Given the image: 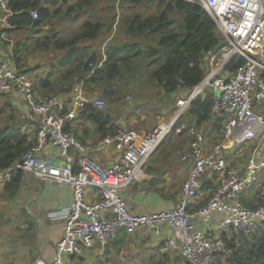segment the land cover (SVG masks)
I'll return each instance as SVG.
<instances>
[{
    "label": "built area",
    "instance_id": "obj_1",
    "mask_svg": "<svg viewBox=\"0 0 264 264\" xmlns=\"http://www.w3.org/2000/svg\"><path fill=\"white\" fill-rule=\"evenodd\" d=\"M183 1L204 9L222 44L216 51L206 53L204 80L177 100L178 112L169 124H160L144 135L118 130L114 137L99 142L112 147L117 155L107 167L88 157L87 148L64 131L66 126L76 122L85 105L92 104L97 110L104 108L98 95H86L78 86L68 105H65L66 98L53 94L39 97L31 80L13 63H0V94L16 90L37 130L34 147L20 162L0 172V186L10 179L12 172L24 171L43 182L66 186L72 191L69 216L53 257L50 261L37 260L33 264H67L72 257L95 247L102 255L105 246L112 244L119 232H152L159 225L170 230L161 252L176 246L185 264H214L215 256L225 250L222 235L234 232L248 237L264 228V200L253 209H247L242 203L243 197L255 189L264 174V160L258 155V148L251 151L243 168L229 166L223 157V151L229 147H245L264 139V117L254 110V106L264 102V80L259 78L260 72H264V0ZM0 11L6 13V17L11 15L8 0H0ZM30 17L36 20L37 13L31 12ZM236 57L243 59V65L232 73H223V68ZM205 89L214 97L210 114L224 118L220 142L206 144L202 133L193 125L189 127L187 133L192 139L181 162L190 163L191 169L177 204L162 212L129 213L123 192L139 179L141 167L163 145L170 130L176 129L178 119ZM46 146L59 151L63 159L60 165L38 159ZM74 155H78V159ZM206 175H215L216 183L206 204L196 207L201 179ZM92 192H96V200L89 202L87 194ZM262 195L264 198V192ZM213 214L221 215L222 219L210 227ZM194 221L203 225L202 229L197 228Z\"/></svg>",
    "mask_w": 264,
    "mask_h": 264
},
{
    "label": "trees",
    "instance_id": "obj_2",
    "mask_svg": "<svg viewBox=\"0 0 264 264\" xmlns=\"http://www.w3.org/2000/svg\"><path fill=\"white\" fill-rule=\"evenodd\" d=\"M121 1V5L125 3L129 9L144 6V12H131L117 18L114 6H101L104 3L114 4L115 0H61L58 1L60 4L53 1L48 6H43L39 0H8L11 15L7 19V25L14 31H28L31 35L15 45L12 56H9L11 63L27 76L35 70L23 62L22 58L27 56L23 55L24 52L40 53L51 58L57 53L62 55L61 59L50 67L44 79L34 77L31 82L39 97L53 94L61 99L66 98L65 105L70 103V97L78 86L86 95H98L109 105L114 104L113 97L120 90L115 86V82L124 72L135 79V76L138 77L147 71L148 80L158 86L163 91V97L167 99L173 98L179 90H192L198 86L207 73L204 61L206 53L216 51L222 44L213 21L204 9L188 5L183 0ZM105 8L109 9L108 17L102 19L99 12ZM31 12L37 13L36 20L30 18ZM88 16L91 19H88ZM81 17L87 18L78 26L75 25L76 27L71 29L66 26L70 20ZM54 19L66 21L61 23L58 32L51 24ZM101 40L104 42L103 53L94 48L96 42ZM243 63V59L236 57L223 68V73H232ZM259 78L264 80V72H260ZM213 99V95L205 91L197 96L181 116L182 120L187 119V128H176L180 129L176 136V129L173 130L158 150L162 152L164 160L176 165L178 162L180 166L176 169H191L190 163L181 162V156L188 152L187 144L192 137L187 132L192 125L199 131L203 125L211 123L214 117L219 118L213 122L204 140L206 144L220 142L223 116L210 114ZM255 108L256 106L254 110ZM111 114L109 106L104 110H97L92 104H87L78 114L76 121H80V124L74 126L72 123L66 126L64 131L72 134L82 146L84 139L90 134H94L99 142L106 137L112 138L120 129L111 123ZM3 118L14 121L12 114ZM85 123L93 128L89 134L85 129L78 131L80 125ZM36 133V127L31 122L26 123L24 129L21 123L2 129L0 172L22 160L34 147ZM184 135L187 143L181 140ZM22 176L21 171H14L10 179L0 186V202L9 201L16 195ZM263 185L264 182L260 180V189ZM262 193L255 189L247 194L242 199L243 205L247 209H253L262 204ZM15 209L14 216L10 211ZM11 210L0 206V264H17L18 260L26 255L31 257L32 254L33 227L22 209L13 207ZM5 213L9 214L7 220ZM127 234L126 231L119 232L110 245L119 250L127 240ZM221 240L225 250L223 254L215 256L214 264H264V228L258 229L248 237L234 232L222 235ZM106 253L102 254L103 257ZM166 253L168 252L161 255L155 249L144 250L139 256H134V264H185L179 254L167 256ZM34 259L35 257L28 260L32 262ZM96 264L107 262L101 260Z\"/></svg>",
    "mask_w": 264,
    "mask_h": 264
},
{
    "label": "crops",
    "instance_id": "obj_3",
    "mask_svg": "<svg viewBox=\"0 0 264 264\" xmlns=\"http://www.w3.org/2000/svg\"><path fill=\"white\" fill-rule=\"evenodd\" d=\"M53 1L58 2L61 0H39L43 6H48L49 3ZM7 19L8 17L5 15L3 16L0 12V39L4 41L1 42L0 40V57L6 58L3 60V63L5 64L11 62L9 56H12L15 45L23 39L20 35L21 31H14L7 25ZM7 32L9 40H7L5 35ZM6 41L11 43L12 47L9 46ZM30 74L32 75H30V77L28 76L29 74L27 75L30 80L34 77L44 79L48 75V72L34 71ZM188 91L179 90L174 96H177V99L183 98L187 95ZM0 111V132L5 127L17 123L23 124V129L25 128L26 123H32V118L26 110L24 101L16 90L0 94ZM10 114H12L13 122L7 121V119L3 118ZM112 115L113 114H111V123L117 127L119 124H123V122H115ZM218 119L214 117V120L211 121V123L203 125L198 132H201L205 138L206 134L209 133L213 122ZM77 124H80V121H76L74 126ZM82 129L88 131V134L93 130V128L86 123L81 124L78 131L81 132ZM138 134L144 133L142 132ZM84 147L87 148V156L103 167L109 166L117 158L113 148L100 145L94 134H90L84 139ZM158 150L159 148L141 167L138 177L139 179L128 186L122 194L127 211L133 215L162 212L173 208L177 204L182 193V187L188 178L190 169L184 167L176 169L177 166H180L178 162H176V165L174 162L164 160L163 157H161V154H158ZM246 150L247 149L244 147L232 146L223 151V157L229 166L232 165L238 168H243L244 164L239 163L236 159H238L240 154ZM92 155L95 158H93ZM258 155L264 160V149L258 147ZM77 156L74 155V158L78 159ZM38 159L55 165H60L63 160L59 155V151L51 146H46L38 155ZM76 168L77 165H75V169ZM22 173L21 185L16 195L9 201L0 202L1 207H6L10 210L13 207L22 209L26 218L30 222V225L33 227V249L31 257L26 255L23 259L18 260L17 264H33L37 260L50 261L55 253L56 245L63 236V226L66 217L69 216V205L72 200V191L66 186L59 187L43 182L31 173L24 171ZM216 179L215 175H206L202 177V185L198 194V199L196 200V207L201 203H204L203 206L206 204L210 197L211 190L216 183ZM92 193L93 194H87L86 199L89 202L96 200V192ZM221 219V215L213 214L210 227H213ZM194 223L197 228L202 229L203 225L198 221H194ZM139 231L143 230L128 233L127 240L121 245L120 249H132L133 251L141 249L136 253L134 252L135 256L141 254L144 250L155 249L162 255L163 252L160 251V248L163 242L170 236V230L163 225H159L152 232L146 231V233H144L145 238L143 239H140L141 237L139 236V238H137L136 234ZM175 247L167 251V256H175L179 253L178 249ZM34 257L35 259L32 262L28 260ZM102 257L103 255L99 254L98 249L95 247L72 257L73 260L70 259L71 261L67 264H75V260L78 261V264H95V262L97 263L101 261L100 258Z\"/></svg>",
    "mask_w": 264,
    "mask_h": 264
},
{
    "label": "rangeland",
    "instance_id": "obj_4",
    "mask_svg": "<svg viewBox=\"0 0 264 264\" xmlns=\"http://www.w3.org/2000/svg\"><path fill=\"white\" fill-rule=\"evenodd\" d=\"M106 2V1H105ZM122 1L121 0H115L114 4H102V7H107L110 8V6L115 7V12L117 14V18H122L123 14H130L131 12H139L143 13L144 12V6L143 7H130L127 8L126 4L123 3L121 5ZM60 4V3H58ZM100 8V7H98ZM105 8L104 11L99 12V16L102 19H106L108 17V10ZM1 12V11H0ZM3 16H6V13L1 12ZM87 17L85 18H80L77 20H70L67 23V27L69 29L73 28L75 25L78 26L83 20H86ZM88 19H91L90 16H88ZM68 20V19H67ZM53 27H55V30L58 32L61 29V25L64 24L65 22H61L59 20L54 19L51 21ZM62 23V24H61ZM60 26V29H59ZM75 26V27H76ZM59 29V30H58ZM46 29H44L43 32H45ZM71 31V30H70ZM8 38V32L5 34ZM20 35L23 38L19 42H23L24 38L30 37L31 35L29 34L28 31H21ZM3 37V36H2ZM1 40V39H0ZM1 42H4L1 40ZM9 46L12 47V44L6 41ZM95 49L97 51H100L103 53L104 51V42L102 43L101 41L96 42ZM1 50V49H0ZM32 51V49H30ZM23 55H27L26 57H23V62L26 63V66L29 67L30 69H34L35 71H46L48 72L50 70V67L54 65L56 62H58L61 59V56L59 53L51 57L41 55L40 53H28L27 51L23 53ZM6 59L5 57H0V63H3V60ZM34 71H31L30 73H33ZM31 74L28 76L30 77ZM32 76V75H31ZM130 75L128 73H123L115 82V86L119 88V92L113 97V100H115L114 104L109 105V103L102 99L104 102V109L109 106L112 110V118L114 119L115 122L120 123L123 122V124H119L118 128L120 130H130V131H135L136 133H148L151 130H153L155 127H157L160 124H169L176 116L178 109L176 107V102H177V96H174L173 98L167 99V97H163V91L156 86L154 83L148 80V72H142L138 77L135 76V79L129 77ZM208 89H205V92H208ZM216 96L219 95V92L217 91ZM256 113L260 114L262 117H264V103H260L258 106L255 108ZM185 114V113H184ZM183 114V115H184ZM186 121L187 119H181V117L178 119L176 123V128L183 126L182 128L186 129ZM181 128V129H182ZM180 131L176 130L175 131V136L178 134ZM171 133V130L169 134ZM143 134V135H144ZM169 136V135H168ZM176 140V137L174 138ZM181 140L186 141L187 143V138L186 136H182ZM166 141V139H165ZM165 143V142H164ZM163 143V145H164ZM162 145V146H163ZM161 146V147H162ZM161 147L159 149H161ZM260 148L264 149V139L262 141H257V142H251L250 144L245 146L246 151L242 152L240 154V157L236 159L239 163L245 164V160L249 157L251 151L255 148ZM158 154H161L162 157V152L159 151ZM93 158H95L92 155ZM232 166V165H231ZM190 169V168H189ZM264 182V177L260 178ZM256 190H259V192H263L262 189H264V185L260 189L259 184L255 187ZM254 189V190H255ZM253 190V191H254ZM10 213L15 216L16 214V209L11 210ZM6 214V213H5ZM5 220L9 218V214H6ZM21 221L20 219H18ZM16 224V223H15ZM19 223L17 222L16 225ZM137 232V231H136ZM140 233V234H138ZM136 235L137 238L141 237L140 239L145 238L144 233H146L145 230L139 231ZM139 236V237H138ZM110 247L106 248L104 251L107 252L104 257L100 258V260L104 261L106 260L107 264H134V252L136 253L137 251H140L141 249H137L136 251L130 249V250H116L112 247V245H109ZM139 256V255H138ZM139 261L140 259L137 258ZM75 264H78V261L75 260ZM96 264V262H95ZM139 264V263H138Z\"/></svg>",
    "mask_w": 264,
    "mask_h": 264
},
{
    "label": "bare ground",
    "instance_id": "obj_5",
    "mask_svg": "<svg viewBox=\"0 0 264 264\" xmlns=\"http://www.w3.org/2000/svg\"><path fill=\"white\" fill-rule=\"evenodd\" d=\"M174 126V122L171 124V127H173Z\"/></svg>",
    "mask_w": 264,
    "mask_h": 264
},
{
    "label": "water",
    "instance_id": "obj_6",
    "mask_svg": "<svg viewBox=\"0 0 264 264\" xmlns=\"http://www.w3.org/2000/svg\"><path fill=\"white\" fill-rule=\"evenodd\" d=\"M179 116H177V118H178ZM107 248V246H105V249Z\"/></svg>",
    "mask_w": 264,
    "mask_h": 264
}]
</instances>
